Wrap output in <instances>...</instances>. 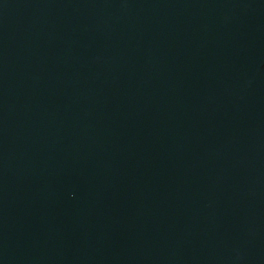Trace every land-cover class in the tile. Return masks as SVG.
<instances>
[{"label":"water","instance_id":"95a60500","mask_svg":"<svg viewBox=\"0 0 264 264\" xmlns=\"http://www.w3.org/2000/svg\"><path fill=\"white\" fill-rule=\"evenodd\" d=\"M0 264H264V0H0Z\"/></svg>","mask_w":264,"mask_h":264}]
</instances>
